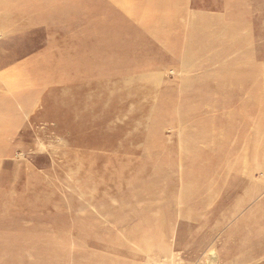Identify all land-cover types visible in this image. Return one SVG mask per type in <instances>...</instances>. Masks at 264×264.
Instances as JSON below:
<instances>
[{
  "label": "rangeland",
  "instance_id": "1",
  "mask_svg": "<svg viewBox=\"0 0 264 264\" xmlns=\"http://www.w3.org/2000/svg\"><path fill=\"white\" fill-rule=\"evenodd\" d=\"M80 1L0 31V264H264V0Z\"/></svg>",
  "mask_w": 264,
  "mask_h": 264
},
{
  "label": "bare ground",
  "instance_id": "2",
  "mask_svg": "<svg viewBox=\"0 0 264 264\" xmlns=\"http://www.w3.org/2000/svg\"><path fill=\"white\" fill-rule=\"evenodd\" d=\"M84 1V0H83ZM68 2V0H56V2H53V3H51L50 2V4L48 5L44 0H16V1H13L12 2V4H5L3 7H1L0 8V31H7V30H11V31H13V29L14 30H16V28H20V27H22V26H27V24L29 23V24H34V23H41L44 19H47L48 21H49V19L48 18H50V17H52V16H54V8L56 7L57 8V6H59L60 4H62V5H65L66 3ZM79 2H81L80 0H79ZM76 3H77V1H76ZM234 3V2H233ZM109 5V4H108ZM112 5V4H111ZM110 5V6H111ZM233 5V4H232ZM109 8V7H108ZM60 9H62V8H60ZM107 9V8H106ZM110 9V8H109ZM123 11L126 9L125 8V6L123 7V8H121ZM32 12H34L33 13V15H32V17H27V14L29 13H32ZM59 12V11H58ZM82 12V11H81ZM51 13H52V15H51ZM75 14V13H74ZM57 15V14H56ZM55 15V16H56ZM25 17H27V18H25ZM153 17V16H152ZM18 18V19H17ZM51 21V20H50ZM153 19H150V21L147 23L146 22V25L145 26H147V25H150L149 23H153ZM8 23H11V24H13V27L11 28L10 26H8ZM173 24H174V22H173ZM170 25V24H169ZM61 31V30H60ZM63 31V30H62ZM64 31H65V29H64ZM58 32H59V30H58ZM9 35V34H8ZM58 35V33L57 32H48V36H46V38H47V43L49 44V45H51V46H53V47H56V41L54 40L55 39V37ZM106 43V42H105ZM105 43H102V44H100V46H103V45H105ZM207 45H208V43H207ZM97 47H98V45H96ZM207 47V46H206ZM95 48V47H94ZM98 49H100V47H98ZM96 50V49H95ZM242 50V49H241ZM245 51V50H244ZM243 51V52H244ZM242 52V51H241ZM253 52V51H252ZM252 52H250V53H252ZM255 52V51H254ZM257 52H258V50H257ZM6 53V52H5ZM118 53V52H117ZM222 53H224V52H222ZM249 53V52H248ZM241 55V53H238V55ZM263 54V53H262ZM87 55H89V53L87 54ZM209 54H207V56H208ZM239 55V56H240ZM243 55V54H242ZM241 55V56H242ZM248 55H250V54H248ZM237 56V55H236ZM57 57V56H56ZM233 57H235V56H233ZM238 57V56H237ZM236 57V58H237ZM15 58H17V54L15 55V54H13V55H7V54H4L3 52H1L0 51V65H6V64H8V63H11V62H13V60L15 59ZM112 58H114V56H106V57H103V59L101 60V61H99L96 65H102V66H105V64H106V62L109 60V59H112ZM231 58V57H230ZM229 58V59H230ZM261 58V57H260ZM84 59V57L82 56V58H81V61ZM203 59H205V58H203ZM208 59V58H207ZM234 59V58H233ZM232 59V60H233ZM259 59V58H258ZM95 60H97V59H95ZM206 60V59H205ZM223 60V59H222ZM56 61H61V66H60V68H62V69H64V70H71L70 68H71V66H72V64L70 63L71 61H70V58H65L63 55H61V57H59L58 59L56 58L55 59V61L54 62H56ZM196 63H197V61H195ZM195 62H192V63H195ZM199 62V61H198ZM202 62V61H201ZM228 62V61H227ZM70 63V66H67L68 64ZM200 63V62H199ZM226 63V62H225ZM50 64H52V61L50 62ZM75 64H77V62H75ZM83 65H86L85 63H82ZM202 65V64H201ZM191 66H192V64H191ZM67 67H69V69H67ZM119 67V68H118ZM120 67L121 68H123L124 66H123V64H122V62H119V60H117V61H115V63L112 65V66H110V68H113V71L111 72H109V71H106V72H102V75H103V79H105L106 77L105 76H116V74H117V72L119 71V69H120ZM196 67V66H195ZM203 67V66H202ZM60 68H58V70H56V69H44L43 71L41 70V71H39V72H37V73H41V72H44V74L42 75V74H38V75H32L31 77H33V79H36V80H38V82L39 83H42L43 85L46 83V81L48 80V81H53V79L54 78H56V76L58 75V72H59V70H61ZM128 69V68H127ZM192 69H195V68H191V71H192ZM35 70V69H34ZM40 70V69H39ZM129 70V69H128ZM188 70H189V68H188ZM35 71H37V70H35ZM68 71V72H69ZM191 71H189V72H191ZM122 72V71H121ZM105 75V76H104ZM71 76V75H70ZM70 76H69V78H70ZM28 76H24L23 77V79H25V78H27ZM75 77V75L73 76V78ZM71 78H72V76H71ZM76 78V77H75ZM102 79V80H103ZM36 80H34V81H36ZM45 81V82H44ZM12 82V80H9V81H6V84H9V83H11ZM94 82V81H93ZM92 83V82H91ZM103 83V82H102ZM48 84V83H47ZM92 84H94V83H92ZM13 85V84H12ZM105 90V89H104ZM108 94V93H107ZM137 94V93H136ZM136 94H135V96H136ZM111 96H113V95H111ZM115 96V95H114ZM113 96V97H114ZM64 97V96H63ZM104 97H106V96H104ZM103 97V98H104ZM59 98H60V96H59ZM98 99H100V100H102L101 98H98ZM156 99V98H155ZM105 100V99H104ZM76 102V101H75ZM100 102V101H99ZM98 103V102H97ZM100 104H102L101 102H100ZM105 105V104H104ZM96 106H97V104H96ZM95 106V107H96ZM59 107H61V106H59ZM58 107V108H59ZM67 107V106H66ZM68 109H72V108H69V107H67ZM94 107H92L91 108V110L93 109ZM97 108L98 107H96L95 109H96V111H97ZM61 109V108H60ZM62 109H64V108H62ZM93 111V110H92ZM92 111H90V112H88V113H92ZM108 113H110V112H108ZM117 112H115V114H116ZM91 115V114H90ZM209 115V114H208ZM97 116V115H96ZM107 116V115H106ZM91 117V116H90ZM109 118V117H108ZM88 121L89 120V114H88V116L86 115L85 117H83V118H79V117H76V116H74V118H72L69 122H70V124H72L73 126H78L79 125V123H81L82 121ZM100 120V119H99ZM94 122V121H93ZM62 123H64V122H62ZM104 123H108V121H104ZM179 124V123H178ZM91 125H93V124H91ZM90 125V126H91ZM106 125V124H105ZM110 125H112V124H110ZM221 125V124H220ZM90 126H88L89 128H90ZM108 126V125H107ZM181 126V125H180ZM104 127V126H103ZM215 127V126H214ZM110 128V127H109ZM209 129V127H207V126H205V128H204V133H207L206 132V130H208ZM216 129H218L217 127H216ZM212 130H213V128H212ZM211 132V131H210ZM220 132V131H219ZM213 133V132H212ZM210 134V133H209ZM222 134H223V132H222ZM200 137H202V136H200ZM197 138V136L195 135L194 137H193V139H192V142H191V144L192 145H194V140ZM195 147V146H194ZM171 151V150H170ZM218 152V151H217ZM262 153H264V148H262L260 151H259V154H261L262 155ZM179 157V156H178ZM229 157H231V156H229ZM262 158L264 159V156L262 155ZM228 159H230V158H228ZM181 161V160H180ZM228 162V161H227ZM179 163V162H178ZM232 163V162H231ZM181 164V163H180ZM235 166V165H234ZM180 167V166H179ZM227 169H229L228 167H227ZM257 169H261V167L260 166H257ZM230 170V169H229ZM228 170V171H229ZM263 170H264V168H263ZM159 176H161V175H159ZM234 177H235V175H234ZM233 181H238V179H234ZM235 183V182H234ZM238 185V184H237ZM171 187H173V186H171ZM184 187V186H183ZM185 187H188V185L187 186H185ZM239 187V186H238ZM175 188V187H174ZM177 188V187H176ZM233 188V187H232ZM231 188V189H232ZM187 189V188H186ZM173 191V190H172ZM186 191V190H185ZM168 193V192H167ZM166 193V194H167ZM2 247H3V245H1ZM1 246H0V248H1Z\"/></svg>",
  "mask_w": 264,
  "mask_h": 264
}]
</instances>
